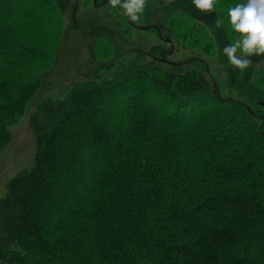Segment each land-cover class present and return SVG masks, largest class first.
Here are the masks:
<instances>
[{"label":"trees","instance_id":"16d2710c","mask_svg":"<svg viewBox=\"0 0 264 264\" xmlns=\"http://www.w3.org/2000/svg\"><path fill=\"white\" fill-rule=\"evenodd\" d=\"M243 2L216 0L230 42L227 10ZM61 16L55 0H0V150L53 61ZM167 20L190 56L217 54L193 13ZM94 45L114 54L105 36ZM154 48L38 104L33 163L0 196V264H264V112L218 97L205 61L172 65Z\"/></svg>","mask_w":264,"mask_h":264},{"label":"rangeland","instance_id":"374dc122","mask_svg":"<svg viewBox=\"0 0 264 264\" xmlns=\"http://www.w3.org/2000/svg\"><path fill=\"white\" fill-rule=\"evenodd\" d=\"M55 1L63 18L59 43L52 63L40 76L23 113L18 120L9 124L11 137L0 150V196L5 195L8 181L33 163L36 137L31 117L44 98H63L77 81L91 79L98 73L100 79H105L134 61H148L158 55V50L153 49L156 45L165 50L171 48L170 43L161 39L158 30L134 27L122 15L120 7L112 8L108 2L95 5L93 0ZM38 8H42L41 4ZM173 9L186 10L209 26L211 24L217 42V54H199L210 65L221 94L247 102L258 112H264V85L259 86L253 81V72L264 65V56L250 57L253 64L243 72L234 69L223 53V47L230 43L228 34L223 27H215L217 17L214 11H198L191 0H171L166 6L164 0H148L141 20L132 22L137 25L157 24L162 35L174 42L175 51L169 58L181 60L190 56V52L178 46L177 33L168 23V15ZM99 35L105 36L113 45L114 54L107 61L95 55L94 39Z\"/></svg>","mask_w":264,"mask_h":264},{"label":"clouds","instance_id":"9594fccd","mask_svg":"<svg viewBox=\"0 0 264 264\" xmlns=\"http://www.w3.org/2000/svg\"><path fill=\"white\" fill-rule=\"evenodd\" d=\"M171 0H164L165 6ZM198 11L210 13L216 11V0H191ZM112 8L120 7L122 15L133 22H139L147 7L148 0H108ZM228 22L232 30L239 35L223 47L228 63L241 72L252 66L253 55L264 56V0H245L227 10ZM225 20L218 13L215 27L220 29Z\"/></svg>","mask_w":264,"mask_h":264},{"label":"water","instance_id":"95a60500","mask_svg":"<svg viewBox=\"0 0 264 264\" xmlns=\"http://www.w3.org/2000/svg\"><path fill=\"white\" fill-rule=\"evenodd\" d=\"M94 4L95 5H101L103 3H105L106 1H102L101 3H98L97 0H93ZM127 19H129L127 16H125ZM129 23L131 25H133L134 27L136 28H139V29H149V28H154V29H157L158 32H159V36L164 40V41H170L171 42V48L166 52V54L168 55H171L174 50H175V45H174V42L171 38H165L163 37L162 35V32L160 30V27L157 25V24H149V25H137V24H134L131 20H129ZM161 59L164 61V62H167L169 64H172V65H184V64H189L191 62H193L194 60L196 59H199V60H203L207 63V72L210 74L211 76V79H212V82H213V87H214V92L215 94L218 96V97H223L222 94H221V91H220V86H219V83L218 81L216 80V78L213 76V74L211 73V68H210V65L208 64V62L204 59V58H201L199 56H190V57H187V58H184V59H181V60H172V59H168L165 55L164 56H161ZM226 99L227 100H234V101H240L241 103H243L251 112H253V108L250 104H248L247 102H244L242 100H239V99H236L234 97H231V96H226Z\"/></svg>","mask_w":264,"mask_h":264},{"label":"flooded vegetation","instance_id":"af4514ba","mask_svg":"<svg viewBox=\"0 0 264 264\" xmlns=\"http://www.w3.org/2000/svg\"><path fill=\"white\" fill-rule=\"evenodd\" d=\"M102 1H106V2H108V0H101V1L97 0L98 3H101ZM129 20H130V19H127L128 22H129ZM129 24H130V23H129ZM156 30H157V29H156ZM163 37H164V36H163ZM165 38H168V37H165ZM161 39H162V38H161ZM162 40H163V39H162ZM166 42L170 43V45H171V42H170V41H166ZM169 49H170V48H169ZM169 49H168V50H169ZM168 50L163 49V50L161 51V56H164V55H165L166 57H167V56H170V55L166 54V52H167ZM174 51H175V50H174Z\"/></svg>","mask_w":264,"mask_h":264},{"label":"bare ground","instance_id":"6f19581e","mask_svg":"<svg viewBox=\"0 0 264 264\" xmlns=\"http://www.w3.org/2000/svg\"><path fill=\"white\" fill-rule=\"evenodd\" d=\"M210 26H211V24H210ZM212 27V26H211ZM212 29V28H211ZM229 40V39H228Z\"/></svg>","mask_w":264,"mask_h":264}]
</instances>
